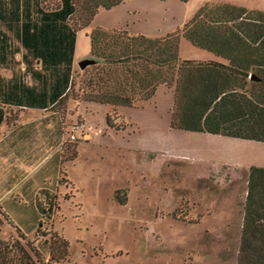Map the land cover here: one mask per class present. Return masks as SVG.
Wrapping results in <instances>:
<instances>
[{
    "label": "rangeland",
    "instance_id": "1",
    "mask_svg": "<svg viewBox=\"0 0 264 264\" xmlns=\"http://www.w3.org/2000/svg\"><path fill=\"white\" fill-rule=\"evenodd\" d=\"M74 1L72 21L78 27L80 6ZM205 1L125 0L98 9L91 24L78 31L74 84L59 106L64 108L65 131L71 124H83L65 150L68 158L75 146L74 158L62 166L70 186L59 191L53 225L42 228L47 240L51 234L65 239L67 255L58 263L51 261L39 245L42 239L31 237L40 253L37 264H237L249 166H239L235 179L227 175L218 180L205 177L207 162L191 153L180 156L182 148L190 152L195 146L192 135L198 133L170 128L173 97L162 85L148 101L119 110L115 121L124 129L109 128L108 107L85 101L88 94L78 65L90 53L87 33L92 27L113 28L111 24L123 22L136 33L161 36L190 20ZM117 18L121 20L114 22ZM207 55L215 57L180 40L181 59L205 60L201 57ZM85 132L90 136L84 138ZM256 148L248 153L251 159L264 155V147ZM16 237L0 216V240L24 242Z\"/></svg>",
    "mask_w": 264,
    "mask_h": 264
},
{
    "label": "trees",
    "instance_id": "2",
    "mask_svg": "<svg viewBox=\"0 0 264 264\" xmlns=\"http://www.w3.org/2000/svg\"><path fill=\"white\" fill-rule=\"evenodd\" d=\"M60 1V9L70 16L66 24L72 53L76 27L72 16L77 6L74 0ZM76 1L82 20L76 28L83 29L91 24L99 8L109 9L125 0ZM87 35L92 62L80 70L83 90L88 94L85 101L108 107L106 125L109 128L124 129L115 121L120 118L119 110L148 101L162 85L173 97L169 112L171 129L264 142L263 10L206 0L190 20L161 36L130 33L125 27L106 29L100 26L92 27ZM182 38L221 60L181 59L179 43ZM73 84L72 77L66 96ZM65 97L58 98V106ZM60 121L61 133L65 135L67 123L62 118ZM74 147L65 160L74 158ZM245 176L246 196L237 264H264V166H249ZM116 197L119 202L124 201ZM57 198L42 212L32 235L38 241L42 239L39 245L45 248L49 260L56 263L66 257L67 242L57 234H51L47 240L48 232L42 228L53 225L52 219L59 209ZM0 216L8 223L1 211ZM13 227L16 238L24 242L21 244L17 240L18 243L11 245L0 240V264L40 262L37 247L17 226Z\"/></svg>",
    "mask_w": 264,
    "mask_h": 264
},
{
    "label": "crops",
    "instance_id": "3",
    "mask_svg": "<svg viewBox=\"0 0 264 264\" xmlns=\"http://www.w3.org/2000/svg\"><path fill=\"white\" fill-rule=\"evenodd\" d=\"M217 1L264 11V0ZM61 7L60 0H0V211L27 238L35 234L42 212L60 189L70 186L62 166L73 141L69 133H61L64 108L57 100L66 96L78 68L75 50L82 28L75 27L71 53L66 24L70 16ZM127 25L110 27L126 26L128 32L136 33ZM201 59L221 60L216 55ZM196 133L192 137L197 143L190 152L182 148L178 154L191 153L207 162L205 177L235 179L239 166H264V155L260 159L248 156L251 149H262L264 142ZM86 136L90 134L85 132ZM247 143L251 149H246Z\"/></svg>",
    "mask_w": 264,
    "mask_h": 264
},
{
    "label": "built area",
    "instance_id": "4",
    "mask_svg": "<svg viewBox=\"0 0 264 264\" xmlns=\"http://www.w3.org/2000/svg\"><path fill=\"white\" fill-rule=\"evenodd\" d=\"M81 125H82V124H79L78 122L70 125V127H69L70 129L68 128L69 139H70V140H73V139L76 138L75 131H76V129L79 128Z\"/></svg>",
    "mask_w": 264,
    "mask_h": 264
},
{
    "label": "water",
    "instance_id": "5",
    "mask_svg": "<svg viewBox=\"0 0 264 264\" xmlns=\"http://www.w3.org/2000/svg\"><path fill=\"white\" fill-rule=\"evenodd\" d=\"M91 62H92L91 58H86V59L79 62V64H78L79 68L83 69L85 66H87Z\"/></svg>",
    "mask_w": 264,
    "mask_h": 264
}]
</instances>
